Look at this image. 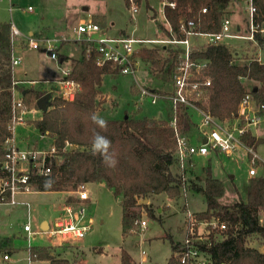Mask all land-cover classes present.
Here are the masks:
<instances>
[{
	"label": "trees",
	"instance_id": "trees-1",
	"mask_svg": "<svg viewBox=\"0 0 264 264\" xmlns=\"http://www.w3.org/2000/svg\"><path fill=\"white\" fill-rule=\"evenodd\" d=\"M163 6V17L171 32L158 25L167 37L172 34L181 39L179 30L181 20L195 19L198 21L196 31L201 33H218L224 20L226 9L234 0H160ZM146 0H124L127 9L139 7ZM167 3H174L170 8ZM256 8L255 21L264 26V0H252ZM146 8L149 6L146 4ZM206 9L202 14L201 10ZM95 24L105 28V20L92 19ZM255 43L264 48V35L257 33ZM0 52L5 56L0 66V162L4 155L3 143L8 136L7 124L11 116L13 83L10 66L9 25H0ZM164 61L171 68L178 51L166 49ZM98 55L92 51L86 53L82 47L81 55L73 61L70 78L78 82L80 90L71 102L53 98L49 108L41 113L39 120L31 121V125L41 135L52 140V145L61 155V162L52 163L49 176H34L33 185L38 192H74L88 184H103L120 200L121 228L126 235L133 228V222L140 213L137 209H145L146 215L153 220L154 216L149 205H140L139 200L165 193L169 198L180 196L183 185L173 173L174 142L168 120H156L137 113L123 114L117 118H102L107 128L102 129L93 122L92 117L98 116L99 89L105 76L117 74L110 65L99 67L96 64ZM150 62L161 61L158 49H142L135 58ZM193 61L207 64L205 77L211 79L208 89L207 109L219 120L235 117L239 103L247 93L244 81L258 84L252 94L257 105H262L264 114V63L257 59L248 62H236L238 58L223 44H206L191 50ZM66 59L65 57L63 58ZM171 75V74H170ZM22 99L28 110L37 109V101L43 92L28 89L22 91ZM101 118V117H99ZM178 122L183 132L188 133L192 121L185 109L178 113ZM99 133L110 140L108 155L116 161L115 166L105 164L102 154H93L92 141ZM250 148L255 149L264 143L263 139L247 133L242 138ZM68 144V147H67ZM262 174L250 177L246 185V200L238 198L230 205L219 203L225 193L222 181L212 178L208 172L203 184L191 182L194 191L204 197L206 209L195 213L199 220L218 218L226 224V230L219 232L220 239L210 235L209 246L203 249L210 254L213 264H264V254L249 246V240L257 237L264 242V224L259 222V212L264 219V165ZM67 203H74L71 198ZM160 221V220H159ZM218 233V232H217ZM168 238V237H167ZM169 239V238H168ZM171 246L173 243L170 241ZM28 258L32 262L49 261L50 264H67L51 255L48 247H28ZM121 264H133L129 255L122 251ZM167 264H177L173 256Z\"/></svg>",
	"mask_w": 264,
	"mask_h": 264
},
{
	"label": "rangeland",
	"instance_id": "rangeland-1",
	"mask_svg": "<svg viewBox=\"0 0 264 264\" xmlns=\"http://www.w3.org/2000/svg\"><path fill=\"white\" fill-rule=\"evenodd\" d=\"M10 1L12 5L11 12L9 11V2L0 0V22L13 23L24 37L29 36V32H37V27L41 30L42 26H44L45 30L42 35L47 36L49 39L57 37L65 41V46L61 51L67 54L69 59L72 58L70 56L75 55L73 50H77V45L72 40H76L75 30L78 27L79 19H88L89 16L98 13L105 15L107 18L109 25L105 35L108 37L116 36L123 31L136 39L153 40L157 37L165 38L162 32L157 31V25L164 23L160 0H146L145 3H142L137 8L138 11L136 13H131L130 9L126 8L124 0ZM234 2L238 7L233 8L231 6L229 10L232 11H226L224 14L227 18L231 17L228 19L230 21L229 32L232 35H246L247 13L245 0H234ZM146 4L149 9L146 8ZM28 6L32 10H28ZM86 8L89 10L85 11L84 9ZM236 28H239L240 32H237ZM261 34L264 35V32ZM195 41L198 43L196 48L200 47L199 39ZM221 44L228 47L233 55H237V61L240 63H242L243 59L249 60L258 57L264 60V48H258L255 42L225 38ZM153 45L147 44L146 46ZM169 47L183 51V47L179 45ZM193 47H195L194 44L192 45ZM13 56L21 60L20 64L14 68V78L19 79L23 77L19 75V72L24 67L27 58L25 55L22 57L19 53H15ZM1 62L2 58L0 56V64ZM70 62V60H67L61 63V67L63 69L68 68L71 64ZM32 63L38 64L40 69L45 68V70L49 69L55 72L54 66L49 67L51 62L43 51L40 57ZM7 66H10L9 62ZM148 66L143 61L139 62L135 74L137 86L151 89V91L162 92L161 81L163 83L170 81V74L167 72L168 67L162 61L154 62L153 75L149 71ZM110 84L117 85V88L110 87ZM134 84L135 82L130 77L118 75L115 79H111L109 76H105L99 89L98 116L101 118L110 116L121 117L125 114L124 111L128 112L129 109L127 108L129 106H133L131 113L139 110V103L133 105L135 98H127L129 103L125 104L124 95L127 93H124V90L127 91ZM45 87L50 89L53 86L46 84ZM245 87L247 92H250L252 87H258V84L245 82ZM142 105L151 110L158 109L160 106H163L165 111L167 110L165 102L161 100L156 105H151L148 99H143L141 101ZM35 117H39V114H33L27 118ZM30 122L31 120H26L24 124L31 127L17 126L15 133L16 146L23 150L31 149L34 145H38V148L48 147L52 143L51 139L41 135L32 127ZM252 131L254 134L264 138V120L257 130L252 129ZM256 153L261 161L264 162V143L257 147ZM257 166L256 171L262 174V168ZM249 167L248 155L242 149L229 155L218 152L216 156L210 158L211 176L220 179L225 187V193L219 199L220 204L230 205L237 200L238 195L245 198ZM205 177L206 174L199 170L195 180L198 184H203ZM230 180L235 184L234 186L231 185ZM236 187L239 191L238 195L236 194L237 190L235 191ZM85 188L89 192V201L85 204L84 222L88 218L92 220L90 231L82 240L68 242L72 246L69 250L63 251L60 247H55V256L59 255L71 260L72 252L75 251L76 247H81L82 245V249L86 253L84 259L87 263L85 262V264H120V249L127 251L137 261L140 260V251H145L156 264H166L172 255L170 239L166 238V236H171L173 241L182 239L183 235L181 233L180 236L179 228L182 227L185 219L184 210L189 209L193 213H198L206 209L204 198L199 193L190 194L186 202L183 197L171 199L165 193L154 195L149 197L147 201L145 199L139 200L138 203L140 205H149L154 216L160 221L148 217L145 209H137L140 213L138 219L147 223L146 228L144 230L136 228L135 234L127 233L123 235L120 200L114 198L113 194L103 184L86 185ZM77 191L78 189L67 193L35 192L17 196V204L13 207L0 205V241L5 238L10 239V245L6 246L7 252H5V248L0 250V264H46L44 262L31 263L26 249L28 247H51L58 244L59 239L50 240L42 234L41 224L46 222L51 226L52 221L61 212L62 205L67 203L68 198H71L74 203L77 202ZM259 214V222L264 224L262 212ZM25 225L30 227L32 233L39 232V234L27 239V233L23 231ZM214 238L220 239L219 236ZM263 244L264 242L257 237H252L249 240V246L257 247L264 252ZM92 247L102 248L104 254L100 256V254L92 252ZM5 254L8 260L3 259Z\"/></svg>",
	"mask_w": 264,
	"mask_h": 264
},
{
	"label": "built area",
	"instance_id": "built-area-1",
	"mask_svg": "<svg viewBox=\"0 0 264 264\" xmlns=\"http://www.w3.org/2000/svg\"><path fill=\"white\" fill-rule=\"evenodd\" d=\"M9 11H12L10 0ZM247 13V34H230V21L224 19L218 33H201L196 31L198 21L195 19L181 20L179 30L182 38L178 39L173 34L169 40L148 41L134 38H108L102 32L100 26L92 21L83 22L76 28L77 34L81 36L80 42L85 47L86 53L94 51L98 57L96 64L99 67L110 65L122 76H129L136 80L135 74L137 64L135 53L138 46L147 44L166 43L179 45L183 51L178 52L171 75L172 90L169 94H159L146 88L138 87L139 98L148 99L151 105H156L160 100H166L170 105V118L168 126L172 131L174 142L173 160L176 170L175 175L182 180L180 197L185 202L190 193L196 192L191 187L189 174L195 168V159L207 157L211 151H219L229 155L245 150L250 162L248 175H256V166L260 163L255 151L248 147L242 140L243 136L255 129L263 120L262 105L254 102L253 96L247 92L241 99L235 117L226 120L215 118L207 109L208 89L211 86V79L205 77L204 73L207 64L205 62L193 61L190 58L191 45L189 39L203 36L207 44L217 45L223 39H243L255 42V35L263 33L264 30L255 21L256 8L252 0H245ZM174 8V3H167ZM31 8H28L30 10ZM131 13H136L137 7L131 6ZM201 13H206L202 9ZM12 36H20V32L13 23L10 24ZM28 48L42 50L47 58L55 63L56 70L60 75L57 81L59 88L57 98L65 101H73L80 90L78 82L70 78L72 68L63 69L57 52L58 39H34L25 38ZM20 58L11 56L10 67L13 69L20 64ZM260 62V60H258ZM19 82L13 81L11 86V116L7 124L8 136L3 143L4 155L0 162V205L13 207L17 204L16 197L19 195L31 194L36 191L33 185L34 176H49L52 172V163L59 164L62 160L56 148L51 144L45 149H19L15 144V133L17 126L24 124L26 115L29 113L24 104L22 94L18 88ZM185 109L188 114L198 116L199 121L194 126V134L185 133L179 126L178 113ZM191 117V116H190ZM196 139L193 142V138ZM205 141V142H204ZM68 147V144H67ZM75 203H64L61 212L53 220L52 226L42 230L48 239H59L60 241L82 240L91 229V220L83 223L85 219V203L89 200V192L85 186L79 187L76 192ZM185 219L183 222L182 240L173 244V258L177 264H213L210 254L203 249L209 246L210 235L218 237L219 232L226 230V224L218 218L210 220H199L195 213L189 209L184 210ZM147 223L144 220L136 219L133 228L129 233L135 234L137 229L144 230ZM137 228V229H136ZM27 233V239L35 237L39 232L32 233L28 225L23 227ZM218 232V233H217ZM213 236V237H215ZM4 260L8 257L4 255ZM29 259V258H28ZM30 260V259H29ZM136 264H150L147 253L140 251V260Z\"/></svg>",
	"mask_w": 264,
	"mask_h": 264
},
{
	"label": "crops",
	"instance_id": "crops-1",
	"mask_svg": "<svg viewBox=\"0 0 264 264\" xmlns=\"http://www.w3.org/2000/svg\"><path fill=\"white\" fill-rule=\"evenodd\" d=\"M11 2V1H10ZM161 2V1H160ZM161 6H162V15H163V6H164V4L161 2ZM238 7L237 6V4L233 1L230 5H229V7ZM229 7L226 9V11H232V10H229ZM28 8H31L30 6H28ZM32 10V9H31ZM87 10H89V9H87ZM11 12V11H10ZM235 13V12H234ZM247 16V15H246ZM155 17V16H154ZM93 18H96L97 20H99V21H101L102 19H104L105 20V28H102L101 27V29H102V32H103V34L105 35V32H106V30L108 29V25H109V23H108V21H107V18H106V16L105 15H103V14H94V15H91V16H89L88 17V19H85V18H80L79 19V21H78V25H80L81 23H83V22H87V21H93L92 19ZM229 19V18H231L230 16L227 18L226 16H224V19ZM163 19H164V17H163ZM11 24V23H10ZM10 24H7V23H5V22H0V25H9L10 26ZM159 25V24H158ZM158 25H157V31H159V32H162L163 34H164V32L163 31H161V30H159V28H158ZM99 26V25H98ZM162 26H164V28L166 29V30H168L169 32H171V30H170V27H169V25L165 22V19H164V23L162 24ZM16 27V26H15ZM17 28V27H16ZM47 28V27H46ZM263 28V30H264V27H262ZM18 29V28H17ZM237 29V32H240V29L239 28H236ZM44 30H45V27L44 26H42V29L41 30H39V27H37V32H29V37H32V38H34V39H47L48 37L47 36H44V35H42L43 34V32H44ZM18 31H19V29H18ZM20 32V31H19ZM75 34H76V40H72V41H74L75 43H76V49L77 50H73L74 51V53H75V55H73V56H70V57H72L71 59H69V57H68V55L67 54H64V53H62V51H61V49L65 46V41L63 40V39H60V38H57V37H55L56 39H58L59 40V43H58V45H57V52H58V55H59V58H60V60H61V62H65V61H67V60H70L71 62V64H70V66L69 67H71L72 68V64H73V61L74 60H76V59H78L79 57H80V55H81V52H82V47H83V45H82V43H80V40H81V36L79 35V34H77V32L75 31ZM162 34V35H163ZM74 36V35H73ZM106 36V35H105ZM164 36H165V38H159V37H157L156 39H153V41H165V40H169L170 39V37H167L165 34H164ZM163 36V37H164ZM108 37V36H107ZM25 38L26 37H24L22 34H21V32H20V36H12L11 35V31H10V27H9V42H10V59H11V56H13L15 53H19L22 57H24V55H25V57L27 58L26 59V63H24V67L20 70V72H19V75H22L23 77L22 78H19V79H15L14 78V70L15 69H13V74L11 73V75H12V80L13 81H16V82H19V86H18V88L20 89V91H21V93H22V91H25V90H28V89H34V90H37V91H40V92H43L44 94L43 95H45V94H50V100L51 99H53V98H55V97H57V91H58V88H59V85H58V83H57V81L60 79V75H59V73L57 72V70H56V66H55V63L53 62V61H51V60H49L48 58V60L51 62V65L49 66L50 68H51V66H54V69H55V72L53 71V70H49V69H47V70H45V68L44 69H40L39 68V66H38V64L36 65V64H33L32 62L33 61H35V59H37V58H39L40 57V54H42V50H32V49H29L28 48V45H27V42L25 41ZM55 38H50V39H55ZM108 38H133V37H130V35H128L126 32H123V31H121L118 35H116V36H111V37H108ZM49 39V38H48ZM134 39H136V38H134ZM197 39H199V41H200V43H201V46L200 47H197L196 48V45L198 44L195 40H197ZM140 40H147V39H140ZM148 41H152V40H148ZM189 41H190V45H191V49L193 50V49H198V48H201L202 46H204V45H206L207 44V40H206V38L205 37H203V36H197V37H192V38H190L189 39ZM250 42V41H249ZM67 43V42H66ZM195 45V47H193L192 48V45ZM200 45V44H199ZM169 46H172L171 44H166V43H157V44H154L153 46H149V47H147L146 45H143V46H138L137 47V49H136V53L138 52V51H140V50H142V49H158L159 50V53H160V55H161V61H162V63L165 65V66H167L168 67V73L169 74H171L172 75V72H173V68H174V64H173V66L171 67V68H169V64L168 63H165L164 61L166 60V58H167V53L165 52V50L166 49H171V50H173V51H178V52H181V51H179V50H177V49H174V48H171V47H169ZM174 46H178V45H174ZM182 47V46H181ZM259 48V47H258ZM135 53V54H136ZM0 56H1V58L3 59L4 58V56H5V54L4 53H2V52H0ZM66 58L65 60L63 59V58ZM235 57H237V55H235ZM136 59V64H137V67H138V65H139V62H141V61H143V62H145L146 64H148L149 66H148V69H149V71L152 73V71L155 69V68H153V63L155 62H150V61H145V60H141L139 57L137 58H135ZM257 60H260V62L261 63H264V60H261L259 57L258 58H256ZM250 60V59H249ZM248 59H243L242 60V63H244V62H248L249 61ZM4 61L2 60V62L1 63H3ZM24 62H25V60H24ZM28 62V63H27ZM236 62H238V61H236ZM10 63V62H9ZM32 63V64H31ZM26 64V65H25ZM0 66H1V64H0ZM10 70H11V67H10ZM153 74V73H152ZM118 75L119 76H122V75H120L119 73H117V74H113V75H109V77L111 78V79H115L116 77H118ZM154 75V74H153ZM171 75H170V81H167V82H165V83H163L162 81H161V84H162V86H161V88H163V91L162 92H157L156 90H152V91H154V92H156V93H159V94H169L170 92H171V90H172V81H171ZM126 77H129V76H126ZM131 78V77H130ZM58 79V80H57ZM132 79V78H131ZM133 80V79H132ZM134 82H135V84L133 85V86H131L127 91H125L124 90V93H127V94H125L124 96H125V104H127V103H129L128 101H127V98L129 99V98H135L136 100H135V103L133 104V105H136V104H138V107H139V110H136L135 112H132V113H137V115L138 116H147V117H149V118H152V119H156V120H163V119H167L168 118V120H169V118H170V105H169V103L166 101V100H161V101H164L165 102V104H166V106H167V110L165 111L164 110V107L163 106H160L158 109H155V110H151V109H149V108H146L145 106H141V99L139 98V91H138V84H137V82H136V80H133ZM245 82H249V81H244V84H245ZM254 83V82H253ZM46 84H51L53 87L52 88H48V87H45V85ZM257 84V83H256ZM167 85V86H166ZM110 87H112V88H114V87H116L117 88V85H114V84H110ZM166 88V90H164ZM257 87H252V89L250 90V93H253L254 91H256L257 89H256ZM115 90V89H114ZM151 90V89H150ZM50 100H49V102H50ZM255 102V101H254ZM256 104V103H255ZM133 106H129V108H127V109H129L128 110V112H125L124 111V113H127V114H129V115H132V113H131V108H132ZM106 112V111H105ZM104 112V113H105ZM41 111L37 108V109H33V110H30L29 111V113L27 114V116H26V120L27 121H29V120H31V121H35V120H39L40 118H41ZM109 113H110V109H109ZM33 114H36V115H38L39 114V117H35V118H31V119H29V118H27L28 116H30V115H33ZM110 115V114H109ZM190 116H191V121H192V126H191V129H190V131H189V134L190 135H193L194 134V126H195V124H197L198 123V121H199V118H198V116L197 115H195V114H192V113H190L189 114ZM124 116V115H123ZM109 118H117L116 116L114 117V116H110ZM25 120V121H26ZM263 120H264V118H263ZM262 120V121H263ZM262 121H261V123H262ZM261 123L255 128V130H257L258 128H259V126L261 125ZM20 127H31L30 125H26V124H23V125H21ZM254 131V130H253ZM253 131L251 130L250 131V134L252 135V136H254V137H256V138H259V139H263L264 140V138L263 137H260L259 135H256V134H254L253 133ZM193 138V137H192ZM52 141V140H51ZM193 142H195L196 141V139H194L193 138V140H192ZM52 144V143H51ZM50 144V145H51ZM258 147V146H257ZM257 147L255 148V149H253L254 151H255V153H256V149H257ZM47 148V147H46ZM31 149H45V148H38V145H34ZM26 150H29V149H26ZM219 151H211L210 153H209V155L207 156V157H199V158H196L195 159V168H194V170L191 172V174H189V181L190 182H195L196 184H198L197 183V181L195 180L196 179V177L198 176V172H199V170H202L205 174H206V176H207V174H208V172L210 173V158L212 157V156H216L217 155V153H218ZM257 154V153H256ZM258 155V154H257ZM259 157V156H258ZM248 160H249V157H248ZM259 160H260V163L259 164H261V165H264V162L263 161H261V159L259 158ZM258 164V165H259ZM206 166H208V167H206ZM257 167H259V166H257ZM249 169H250V167H249ZM248 169V170H249ZM257 172V171H256ZM173 173H176V170L173 168ZM257 175H259V173L257 172ZM261 175V174H260ZM210 176H211V173H210ZM212 177V176H211ZM206 178V177H205ZM212 178H214V177H212ZM215 179H218V178H215ZM250 179V176L248 175V177H247V181ZM218 180H220V179H218ZM204 181V180H203ZM221 181V180H220ZM231 181V185H235V184H233V182H232V180H230ZM203 183V182H202ZM223 183V182H222ZM224 184V183H223ZM88 185H94V184H88ZM199 185V184H198ZM246 185H247V182H246ZM224 189H225V187H224ZM238 191V189H237V187H236V189H235V191ZM236 191V194L238 195V193H239V191L237 192ZM35 192H37V193H53V192H38V191H35ZM35 192H33V193H35ZM193 193H198V192H193ZM190 194H192V193H190ZM190 194H189V196H190ZM201 196H202V194L201 193H199ZM25 195H28V194H25ZM19 196H22V195H19ZM189 196H188V198H189ZM180 197V196H179ZM17 198V197H16ZM169 198V197H168ZM187 198V199H188ZM204 198V197H203ZM238 198H241L243 201L244 200H246V196H245V198H242L240 195H238V197H237V199ZM89 201V200H88ZM85 204L86 203H88V202H84ZM5 206V205H4ZM63 206V205H62ZM7 207H9V206H7ZM168 208V207H167ZM260 213V212H259ZM263 214V213H262ZM260 215V214H259ZM88 220H91L90 218H88ZM88 220L86 221V222H84L83 221V223L85 224V223H87L88 222ZM53 222V221H52ZM91 223H92V220H91ZM52 226V225H51ZM51 226H49L46 222H43L42 224H41V228H42V230H46L48 227H51ZM182 229H183V224H182V227H180L179 228V233H180V236H181V233H182V235H183V232H182ZM169 238L170 239V241L173 243V244H176V243H178L179 241H181L182 239H179V240H177V241H173L172 239H171V236H166V238ZM68 242H70V241H67V242H64V241H60L59 240V242H58V244H56V245H53V246H51V247H48V248H51L52 249V253H51V255L53 256V257H55L56 259H58V260H64V261H66L67 262V264H85V257H86V253L84 252V250L82 249V245H81V247H76V249H75V251H73L72 253V257H71V260H68L67 258H65V257H61V256H55V247H60L63 251H65V250H69L72 246H71V244H68ZM10 245V239L9 238H5V239H3V240H1L0 241V250H2L3 248H5V252H7V250H6V246H9ZM263 246H264V244H263ZM250 247H252V246H250ZM252 248H256L257 250H259L261 253H263L264 254V252L261 250V249H259V248H257V247H252ZM26 251H27V249H26ZM122 251H124V252H126L128 255H129V257L131 258V260H132V263L133 264H136V263H138L139 261H137L131 254H129L127 251H125V250H123V249H120V253H119V260H120V256H121V252ZM171 251H172V255H173V246H171ZM92 252H95L96 254H100V256H102L103 254H104V251H103V249L102 248H97V247H92ZM6 255V254H5ZM171 255V256H172ZM7 256V255H6ZM4 257V256H3ZM139 259H140V255H139ZM147 259H148V261H149V263L150 264H156L155 262H153L152 261V259L148 256V254H147ZM31 263H35V262H32V261H30ZM36 262H44V263H46V264H50L49 263V261H36ZM168 262V261H167ZM87 263V262H86ZM121 264V263H120ZM167 264V263H166Z\"/></svg>",
	"mask_w": 264,
	"mask_h": 264
},
{
	"label": "clouds",
	"instance_id": "clouds-1",
	"mask_svg": "<svg viewBox=\"0 0 264 264\" xmlns=\"http://www.w3.org/2000/svg\"><path fill=\"white\" fill-rule=\"evenodd\" d=\"M93 122L96 123L100 128L106 129L107 122L97 116L92 117ZM111 146L110 140L107 137L100 135L99 133L95 134L92 141V151L93 154H102L105 164L112 167L115 166V159L108 155V150Z\"/></svg>",
	"mask_w": 264,
	"mask_h": 264
},
{
	"label": "water",
	"instance_id": "water-1",
	"mask_svg": "<svg viewBox=\"0 0 264 264\" xmlns=\"http://www.w3.org/2000/svg\"><path fill=\"white\" fill-rule=\"evenodd\" d=\"M85 11H87V8L84 9ZM255 92V91H254ZM49 100H50V94H45L43 95L36 103L37 108L41 111V112H46L49 108ZM205 142V141H204ZM145 201H147V199H145Z\"/></svg>",
	"mask_w": 264,
	"mask_h": 264
}]
</instances>
